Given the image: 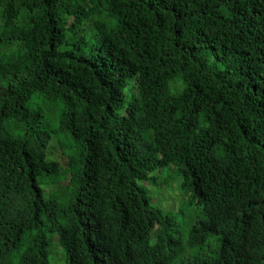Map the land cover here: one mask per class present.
<instances>
[{"label": "trees", "instance_id": "obj_1", "mask_svg": "<svg viewBox=\"0 0 264 264\" xmlns=\"http://www.w3.org/2000/svg\"><path fill=\"white\" fill-rule=\"evenodd\" d=\"M53 240L64 264H264V0H0V264Z\"/></svg>", "mask_w": 264, "mask_h": 264}, {"label": "rangeland", "instance_id": "obj_2", "mask_svg": "<svg viewBox=\"0 0 264 264\" xmlns=\"http://www.w3.org/2000/svg\"><path fill=\"white\" fill-rule=\"evenodd\" d=\"M56 116H58V110L49 111L48 112V121L49 122L55 121L56 120ZM49 150H50V148H49ZM57 152L61 153L59 148H58V150L56 152H54V154H56ZM165 177L163 176L161 178V181H165V179L167 178V177L166 178ZM174 187H175V189H173V185H169V187H167V185H160L158 187H151L150 188L151 196L154 198V204L159 206L160 208L166 210V211H171V210L175 209V208H173L174 205L177 204L178 199H181V198H179L180 197V192L178 190V186L176 185ZM179 204H178V206H179ZM57 245H59L58 241L55 242V240H53V243H52V248H53V250H52V253H53L52 254V258H53L52 259V264H64L62 259H59V258L57 259L56 255H54V252H55L54 249L57 252L59 251L56 248ZM55 254H56V252H55Z\"/></svg>", "mask_w": 264, "mask_h": 264}]
</instances>
